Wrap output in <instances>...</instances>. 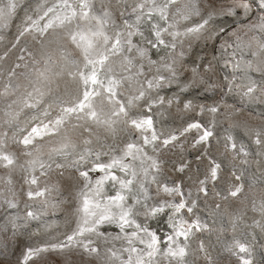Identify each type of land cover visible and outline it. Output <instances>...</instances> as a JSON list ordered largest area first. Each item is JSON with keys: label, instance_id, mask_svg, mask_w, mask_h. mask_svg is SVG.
<instances>
[{"label": "snow or ice", "instance_id": "1", "mask_svg": "<svg viewBox=\"0 0 264 264\" xmlns=\"http://www.w3.org/2000/svg\"><path fill=\"white\" fill-rule=\"evenodd\" d=\"M0 264H264V0H0Z\"/></svg>", "mask_w": 264, "mask_h": 264}, {"label": "rangeland", "instance_id": "2", "mask_svg": "<svg viewBox=\"0 0 264 264\" xmlns=\"http://www.w3.org/2000/svg\"><path fill=\"white\" fill-rule=\"evenodd\" d=\"M13 59H14V57H13ZM11 62V60H9V63ZM258 111H259V109H258ZM65 189H67V185L65 184ZM235 206V205H234ZM214 239V238H213Z\"/></svg>", "mask_w": 264, "mask_h": 264}]
</instances>
